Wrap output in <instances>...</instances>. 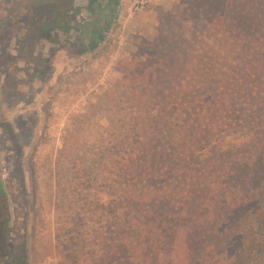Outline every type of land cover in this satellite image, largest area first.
I'll return each mask as SVG.
<instances>
[{
  "label": "rangeland",
  "instance_id": "374dc122",
  "mask_svg": "<svg viewBox=\"0 0 264 264\" xmlns=\"http://www.w3.org/2000/svg\"><path fill=\"white\" fill-rule=\"evenodd\" d=\"M133 2L121 0L100 47L61 51L29 85L3 83L10 54H0V178L27 264H156L133 228L141 250L125 242L123 227L136 224L137 206L165 189L204 194L196 168L229 150L246 155L264 145V0ZM218 98L226 105L213 106ZM216 115L233 130L194 146L198 160H179L175 137ZM144 144L155 146L147 163L160 164L151 175L174 155L189 175L141 180L131 169ZM246 173L211 186L199 211V224L215 228L216 216L232 213L217 231L226 235L186 243L180 234L174 264H264V162ZM173 195L162 202L166 209L190 213V203Z\"/></svg>",
  "mask_w": 264,
  "mask_h": 264
},
{
  "label": "trees",
  "instance_id": "16d2710c",
  "mask_svg": "<svg viewBox=\"0 0 264 264\" xmlns=\"http://www.w3.org/2000/svg\"><path fill=\"white\" fill-rule=\"evenodd\" d=\"M6 2L7 0L5 4H0V54L3 52L10 54V61L3 70V77L5 78L3 83L14 84V86L29 85L37 78L42 79L55 66L61 51L74 49L84 54L100 47L113 28L121 4V0H11L9 4ZM240 16L239 19L242 20L243 15ZM259 20L256 17L255 21L258 22ZM243 21L249 22L245 17H243ZM222 100L216 99L212 103L213 106H220L223 101L225 106L227 101ZM237 116L235 120L238 121L240 118ZM221 117L223 115L211 117L210 122L205 124L204 128L195 129L191 126L186 131H181L182 133L178 137H175L177 143H182L183 147L179 160H184L186 164L188 159L198 160L201 154L198 155L197 150L193 148L194 146L205 140H211L212 134L225 135L228 130H233V127ZM245 120L242 119L240 122ZM153 147L155 146L148 148L144 144L141 154L137 158L139 165L133 164V169H131L135 171L136 176L141 175V180L147 176L146 181L152 183L155 182L157 176L163 174L168 180L171 177L189 175L191 168L184 167L183 169L180 163H176V155L170 157L167 162L159 167L156 177L151 175L149 170L160 165L159 163L156 164V161L147 163ZM263 162L264 145L257 147L255 151H248L246 155L236 154L229 150L224 157L220 154V156L210 158L207 160V167L195 169L198 180L207 184L204 194L190 193L184 187L176 193V195L181 194L180 203L186 202V205L190 203V213L184 211L178 215V213L175 214L166 209L164 203L166 201L172 202L170 201L171 195L174 193L168 194L166 193L167 189H165L162 195L154 198L152 203L144 206V209L142 206H137L136 224L132 225L127 220L123 227L124 235L127 236L125 242L129 243L135 250L141 248L131 240L130 230L133 228L135 232H138L137 241L146 245L148 254L154 255L156 264H174V255L177 247H179L177 243L181 239L180 234L185 236L186 243L192 242L196 238H202L204 234L214 238L226 235L217 234V231L224 232L218 228L222 221H231L230 215L232 213L225 218L216 216L218 219L216 223L220 222L217 228L214 224H208V226L199 224V218H201L199 211L201 212V205L207 200V192L210 191L211 186L218 184L225 177L243 176L245 178L249 167L262 165ZM175 166L178 167L175 168ZM208 170L215 171H212L213 176L206 182V177L202 178V176ZM223 191L224 193L227 192L225 188L222 189L220 191L222 196H224ZM150 192L154 191L151 190ZM186 193H189L191 197L184 196ZM163 201L165 202L162 203ZM252 201V199L249 200V202ZM247 204L245 201L235 208L238 211V208ZM171 208V210L175 209L174 203L171 204ZM192 208H194L193 211ZM188 214L190 219L187 222ZM197 217V220L191 221V218ZM13 230L8 193L0 178V264H27L25 245L16 242ZM141 238H144V241H141ZM139 253L143 255V253Z\"/></svg>",
  "mask_w": 264,
  "mask_h": 264
},
{
  "label": "built area",
  "instance_id": "2783aa9c",
  "mask_svg": "<svg viewBox=\"0 0 264 264\" xmlns=\"http://www.w3.org/2000/svg\"><path fill=\"white\" fill-rule=\"evenodd\" d=\"M146 1H149V2H151V1H154V0H134V2H133V4L134 5H142L143 6V4L146 2Z\"/></svg>",
  "mask_w": 264,
  "mask_h": 264
}]
</instances>
